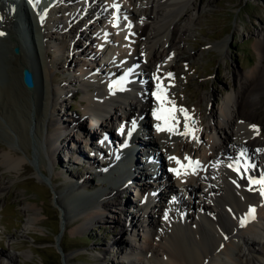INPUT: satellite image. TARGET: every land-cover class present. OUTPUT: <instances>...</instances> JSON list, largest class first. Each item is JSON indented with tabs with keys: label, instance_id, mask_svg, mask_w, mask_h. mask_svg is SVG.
I'll list each match as a JSON object with an SVG mask.
<instances>
[{
	"label": "bare ground",
	"instance_id": "obj_1",
	"mask_svg": "<svg viewBox=\"0 0 264 264\" xmlns=\"http://www.w3.org/2000/svg\"><path fill=\"white\" fill-rule=\"evenodd\" d=\"M54 1H57L56 5L59 7H52L48 11L47 5ZM54 1L47 0L41 3L47 14L40 12L44 14L40 21L35 18L31 9L28 10L29 4L24 2L23 5L26 9L24 23L27 34L33 33L37 41L35 64L27 59L23 44L18 39V23L16 17L9 12L13 0H0V33H3L0 35V55L12 56V59H9L12 67L9 68L15 72L17 81L16 84L10 77L8 84L3 83L4 87L0 85V129L8 136L16 138L21 145L19 148H23L19 153L16 149L6 150L2 147L0 167L18 173H22L21 169L23 172L27 171L25 161L28 160L27 150L30 145L51 165H58L61 150L68 146L67 153L62 155L64 163L61 168L69 172L70 160L80 166L84 163L89 165L93 163L89 158L86 160L82 158L86 147H89V150L103 155V160H106L103 169L95 171L102 189L92 195H84L82 192H86L85 190L90 187L89 180L79 177L74 180L71 175V178H67L71 183L66 185L70 187L69 190H65L67 193L57 191L56 203L65 206L62 215L64 219L71 210L82 205L83 209L79 216L85 219V224L86 221L100 222L105 212L113 211L111 213H117L115 216H120L112 219V224L120 228L118 235L127 234L129 223L125 226V220L128 219V215L121 208L119 198L127 192L129 184L132 183V180H128L132 179V172L138 167L131 170L128 166L130 170L123 171L126 164L117 163L118 157L131 156L128 147H123L121 153L115 147L111 152L108 151L109 153L98 148L95 141L92 142L91 130L94 126L90 132H84L82 137L76 138L78 143L73 139V135L79 136L77 134L83 132L81 120L63 113L60 108L68 106L74 92L66 85L54 86L50 79L52 68L62 70L68 84L73 85L77 81L86 89L94 87L95 92L85 97L88 103L82 110L84 118L100 110L103 116L110 118V122L115 125L113 131L120 135L122 144L125 135L136 123L138 131L146 133L147 138L144 147L141 146L138 153L141 152L143 156L148 157L150 154L147 147L159 150L156 155V159L160 161L159 172L154 179L161 178V181L134 182L135 193L140 186L145 195L139 210L135 213L137 217L133 216L132 224L135 229L142 231L141 235L145 236L146 240L144 242L140 240L138 246L129 243V252L126 253L125 240L122 237L118 238L122 258L126 260L120 263L112 261V264H136L129 257L139 255L145 259L139 264H264V197L260 195L261 186L250 183L254 178L257 180L264 178V121H260L257 114L261 98L264 97V34L262 38L256 40L260 55L258 65L240 75L238 89L227 98L229 101L226 99L224 107L212 109L204 117L211 132L209 137L199 144L202 148L198 150V137L201 139L200 126L203 123L201 119L195 123L190 115H187V118L184 115L185 125H182L176 110L172 113L174 119H170L166 127L164 120H157L154 116V112L161 109L156 94L162 90V94L167 95L170 91L165 74H159L158 78H155L154 74L150 75L149 79L144 78L146 82L143 84L133 73L135 69L145 73L159 71L163 64L177 58L172 52L180 41L176 35L172 34L173 36L167 39L166 54L160 53L155 45L160 38L168 36L171 22L185 7L183 0H123L124 3H121V0L106 2L87 0V4L83 0ZM60 3L68 4L70 8L67 9ZM209 5L210 3L206 4ZM124 6L132 9L127 11ZM138 7L143 8L134 12L133 9L136 10ZM116 9L119 16L129 18L127 24L139 22L127 35L129 43L124 41L125 38L122 39L126 37V33L117 31L111 25L114 16L112 11ZM57 18L62 21L58 22ZM50 21L52 25H48ZM87 27L93 31L94 38H89L85 34ZM183 29V33L188 31L187 26ZM40 36L44 40H41ZM78 40L87 42L85 47L78 50L81 56L93 58L99 52L107 56L105 58L108 64L105 67H97L96 70L92 64L85 61L77 65L78 61L70 55L72 48L79 44ZM118 41L124 46L127 43L126 49L124 47L118 49L115 56L107 54L104 43H109L117 49L119 47L115 45L118 46ZM51 43L58 45L61 57L47 61V46ZM16 46L21 49L18 54L13 52ZM115 52L113 50V53ZM115 64L117 69L109 68ZM75 66L74 72L80 73V78L76 80L66 73ZM24 68H29L34 73L35 85L32 89H27L21 82V72ZM166 68L167 66L164 69ZM115 75L121 80L134 79L136 83H133L131 96H128L125 88L118 84ZM37 93L39 94L36 98ZM97 98L102 100V103L98 102ZM167 98L168 95L164 99L163 107L168 109L175 107L174 104L168 103ZM209 99V96L206 99L201 96L200 102L208 103ZM158 127L162 130H158ZM168 127L172 130L169 131ZM60 130L64 132H59ZM139 139L135 132L131 142L138 144ZM228 148L235 150V154L228 153ZM239 152H242L243 160L238 158ZM173 157L175 159H170ZM92 158L95 159L93 156ZM44 162L42 159L41 167ZM114 169L117 170L113 171ZM146 174H142L141 177L148 179ZM42 177L44 178V175ZM165 180H169L172 186L165 187L166 190L163 189L166 186H163ZM115 181L117 183L111 185L110 182ZM6 187L5 184L0 186V194ZM150 189L153 192H150ZM167 190L170 193L160 192ZM182 192L187 193L188 197ZM196 192L203 198L202 202L196 197ZM155 193L157 194L153 197ZM62 195L65 196L61 197ZM169 196L175 197L174 203L167 199ZM109 200L115 204L111 209ZM153 200H158L160 205L153 215L144 219L146 213L144 214L142 204L150 205ZM26 209L33 211L31 206ZM250 209H255V212L251 213ZM33 220H36L35 216L30 221ZM145 221H149L148 232L143 231L146 229V225H143ZM6 258L13 263L16 256L6 253Z\"/></svg>",
	"mask_w": 264,
	"mask_h": 264
},
{
	"label": "rangeland",
	"instance_id": "obj_2",
	"mask_svg": "<svg viewBox=\"0 0 264 264\" xmlns=\"http://www.w3.org/2000/svg\"><path fill=\"white\" fill-rule=\"evenodd\" d=\"M103 1L106 2V0ZM187 1L188 3H186ZM54 2L55 4L53 6L59 7V5H56L57 1ZM83 2L87 4V0H83ZM182 2L185 7L179 11V15L174 17L171 22L168 38H160L155 45V48L158 49L160 53L166 54V51L168 52L167 39L176 35V38H179L180 41L172 49V52H174L177 58L170 63L163 64L159 71L153 72L152 70L145 73L141 70H136V73L140 75V78L147 79H149L148 76H152L153 74L155 78H158L159 74H165V78L167 82H169L168 86L170 91L168 94L171 98V101L169 98H167V101L168 103H172V100H174L173 104L175 105L177 113L180 111L178 118L182 120L181 124L185 125V119L182 115V113L184 114L185 112L194 119L195 123L199 121V119L203 122L200 126L201 139L198 137L197 144V147L199 146L198 150H200L202 146L199 144H201L202 140L209 137L211 132L208 127L209 125L205 123L204 117L209 114L210 110L224 107V104L228 100L227 98H229L234 90L238 89L237 84L240 75L251 71L260 62L256 40L262 38L264 34V0H208V2L207 0H183ZM207 3H210V5L206 6ZM60 4L67 9L70 8L68 4ZM72 8L74 9L75 6ZM142 8L138 7V10L134 8L133 11L138 12ZM131 9L132 8L128 7L127 11ZM109 10H111V7H109ZM175 10L177 9H174V11ZM41 12L47 14V10L42 9ZM113 15L115 16V13H113ZM122 19L121 21H125V27L128 28L129 26L130 29L134 26V23L127 25L128 20L126 21V17ZM56 20L58 22L62 21L60 18ZM111 23L114 24V22ZM137 23L139 22H135V25H137ZM48 25H52V22L50 21ZM118 26H121L120 21ZM185 26L188 27V31L183 33L182 31H184L183 28H185ZM128 33H126V35ZM85 34L90 38L93 36L90 29L85 30ZM92 38H94V36ZM122 39L124 40V38ZM41 40L43 39L41 38ZM126 40L127 37H125L124 41L126 42ZM78 41L79 44L72 48L70 55V57L78 61L77 65L85 61L92 64L94 70H96L97 67H105V65L108 64V60L106 58L104 59L99 52L97 53V55H99L93 58L81 56V52H78V50L85 47L87 42ZM47 50V61L55 60V57H61L56 43H51L50 46L48 45ZM108 51L111 52L110 49H108ZM10 58L12 59L10 54H5L4 56L0 55V85L2 87H4L3 83H5V85L9 83L10 77L11 81L14 80L17 84V81H15V72L12 71V68H9L12 67L9 60ZM98 64L100 65L98 66ZM6 66L8 67L6 68ZM166 66L167 68L164 69ZM109 68L117 69L118 67L111 65ZM9 70L11 71L7 73ZM51 70L50 79L54 86L68 84L65 82L67 78L63 77L62 70L56 68H52ZM66 73H69L71 77L75 76L72 69ZM133 73L135 74L134 71ZM170 73L171 76H169ZM139 75L137 76L135 74L137 77H139ZM117 77L118 75H115V78ZM142 82L143 84L145 83L144 80H142ZM73 85H76L75 88L80 87L83 92L76 95L74 100H72L73 96L71 97V104H73V106L66 109V114L75 116L81 120V128L82 130H84V128L86 130L88 128L87 118H84L82 111L83 107L86 105L82 102L87 95L93 93L90 92L88 94L86 88L77 81ZM38 94L39 93H37L36 98ZM201 96H204L205 99L209 96V102H200ZM230 106L232 105L230 104ZM257 114L259 120L264 121V97L261 98ZM93 131H97L95 127L91 130V135L95 134ZM0 133V150L2 147L6 150L13 148L21 153L23 148H19L21 145L16 138L8 136L2 129H0ZM80 134L81 132L77 134L79 136L73 135V139L76 141L77 137L83 136ZM76 142L78 143V141ZM67 150L68 146H65L63 150H61L58 165H51L44 159L45 157H42V155L38 153L36 148L34 149V147L30 145L27 150L28 160L25 161V165L28 167L27 171L23 172L21 169L20 172L22 173H18L5 169L3 166L0 167V186L3 184L7 186L4 192L0 194V264H112V261L120 263L122 260L126 259L122 258L123 253L121 251L122 248L117 243L118 238L122 237L125 240L124 246L126 248V253L129 252V243L138 246L142 240L143 242L146 240V237L141 235L142 231L135 229L132 224L133 216L137 217L135 213L139 210L138 208H140V203L145 195H141V200L138 198L140 193H142V189L138 186V190L135 193L134 182L139 181V183H142L143 181L149 183L150 181L148 179H145L144 176L141 177L140 172L148 171L149 173L147 175L149 176L152 174L150 173L151 171L158 172V163H160V161L155 159L156 157H151L155 169H150L148 165H145L144 169L139 168V170L133 174L134 177L131 176L132 179L128 180H132V184L129 185L127 192L120 196L119 199L121 208L126 211L128 215V219L125 220V226L130 222L131 225L127 226V234L122 233L118 235L120 228L112 224V219L116 217L119 218L120 216H115L117 213H111L113 211L105 212L100 222L93 219V222L86 221L85 224V219H81L79 216V213L83 209L82 205H80L79 208L71 210L69 214L66 215L65 219L63 218L62 215L64 214L65 206H60L56 203L57 191L62 193V191L69 190L70 187L66 185L71 183L67 181V178H71V175H73L74 180L78 177L80 179L86 178L89 180L90 187L85 190L86 192H82L84 195H92L97 190L102 189V185H98L99 178L94 175V172L98 170L97 165L99 161L102 162V157H104L100 154L91 155L90 152H92V150L86 147V151L82 158L85 160L89 158L91 162H93V166L92 164L89 165V163H84L80 166L76 163H72L70 160L71 165H68V169L70 170L68 172L61 168L64 163V157H62V155L64 156ZM149 150L152 153L156 152V148H154V150ZM227 151L232 155L235 154V150H231V148H228ZM24 152H26V150H24ZM158 152L159 150H157L156 155H158ZM185 154L186 150L184 151V155ZM92 156L95 157V159H93ZM99 157H101L102 160H100ZM142 157L144 158L141 154L137 155V160L144 162L145 158L142 160ZM41 158L45 161L42 167ZM72 160H74V156ZM104 165L103 163V166ZM89 166L90 168H88ZM154 174L155 172L153 176ZM43 175L44 178L42 177ZM159 181H161V179H159ZM105 185H107V183ZM65 186L66 188L63 189ZM163 186V189L165 187H172L170 186L169 180H165ZM66 191L65 193H67ZM160 192L164 194L170 193L168 190L167 192ZM197 193L198 192L195 193L196 197L202 202L203 198L197 195ZM156 194H154L153 197H155ZM182 194L188 197L187 193L182 192ZM64 196L65 195H62L61 197ZM169 198L171 197L169 196ZM169 198L167 197V199ZM138 199V203L133 205L134 207L131 206L137 209L135 213H132L133 209L129 208L130 202L136 203ZM175 200H172V203H174ZM109 202V208L111 209V206L115 204L110 200ZM154 202L156 207H154V205L149 206L148 209H146L147 215H153L156 210L155 208L159 207L157 206L160 205L159 201L155 200ZM30 206L33 208V211H28L26 209V207ZM146 211H144V214ZM34 216L36 220L31 222L30 220ZM150 220H152V218H150ZM122 221L123 217L121 218V224ZM81 223L84 225H81ZM144 223L145 225L149 224V221H145ZM144 230L148 231V226H146ZM6 253H11L16 256L13 263H10L8 258H6ZM129 258L135 261L136 264L141 263V260L144 262V258H142L141 255L135 257L131 256Z\"/></svg>",
	"mask_w": 264,
	"mask_h": 264
},
{
	"label": "snow or ice",
	"instance_id": "obj_3",
	"mask_svg": "<svg viewBox=\"0 0 264 264\" xmlns=\"http://www.w3.org/2000/svg\"><path fill=\"white\" fill-rule=\"evenodd\" d=\"M0 35H3V33H0ZM169 76H171V73L169 74ZM156 99L158 101H160L161 109L159 110V112H154V116L156 117L157 120H164L165 126L167 127L168 126V121L170 119H174V117L172 116V113L175 112L176 109H175V107H173L171 109L163 107L164 97H163V94H162V90L156 94ZM181 111H183V110H181ZM184 114H185V117L187 118V113L185 112ZM158 130H162V129H160L158 127ZM168 130L171 131L172 130L171 127H168ZM170 159H175V158L173 157V158H170ZM176 162L178 164L180 163L178 160ZM181 167H183V166H181ZM230 167H231V165H230ZM250 183H252L254 185H260L261 186L260 195L262 197H264V178H261L259 180H251ZM250 212L254 213L255 209H250Z\"/></svg>",
	"mask_w": 264,
	"mask_h": 264
},
{
	"label": "water",
	"instance_id": "obj_4",
	"mask_svg": "<svg viewBox=\"0 0 264 264\" xmlns=\"http://www.w3.org/2000/svg\"><path fill=\"white\" fill-rule=\"evenodd\" d=\"M13 51L15 54L20 52L18 47H15ZM21 82L27 89H32L35 85L33 71L29 68H24L21 72Z\"/></svg>",
	"mask_w": 264,
	"mask_h": 264
}]
</instances>
